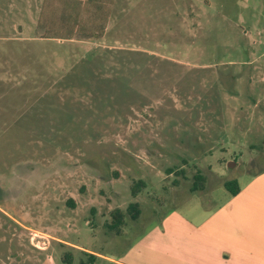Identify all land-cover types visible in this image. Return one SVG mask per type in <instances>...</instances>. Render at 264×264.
Here are the masks:
<instances>
[{"label":"rangeland","instance_id":"1","mask_svg":"<svg viewBox=\"0 0 264 264\" xmlns=\"http://www.w3.org/2000/svg\"><path fill=\"white\" fill-rule=\"evenodd\" d=\"M87 5L101 37H66L74 0H0V264L148 259L233 202L225 182L264 199V0Z\"/></svg>","mask_w":264,"mask_h":264},{"label":"crops","instance_id":"2","mask_svg":"<svg viewBox=\"0 0 264 264\" xmlns=\"http://www.w3.org/2000/svg\"><path fill=\"white\" fill-rule=\"evenodd\" d=\"M248 188L200 222L172 220L164 233L154 237L155 245L151 241L152 257L105 260L111 264H264V199L261 189H251L249 194Z\"/></svg>","mask_w":264,"mask_h":264},{"label":"trees","instance_id":"3","mask_svg":"<svg viewBox=\"0 0 264 264\" xmlns=\"http://www.w3.org/2000/svg\"><path fill=\"white\" fill-rule=\"evenodd\" d=\"M75 1V15L68 14L65 16L68 24V32L66 35L68 38H72L73 35L81 34L86 38H92L94 35H99L100 37L104 35L105 23L107 21L109 12L104 7L99 6L98 9H89L87 15L84 14V7L86 8L87 4L93 3L94 0H74ZM92 8V6H90ZM169 174L172 173L171 170H168ZM194 183L192 186V191H202L205 188L206 177H204L201 172L197 171L194 175ZM146 187L143 181L136 182L132 186L133 197H137L138 193ZM225 189L236 196L241 188L237 181H227L224 183ZM127 214L131 220L135 221L141 214V210L138 203H131L127 208ZM112 222L107 225V228L111 231H115L117 234L121 232L123 226L126 225L125 213L119 209L114 210L112 213ZM92 260L98 259V256L89 254Z\"/></svg>","mask_w":264,"mask_h":264}]
</instances>
